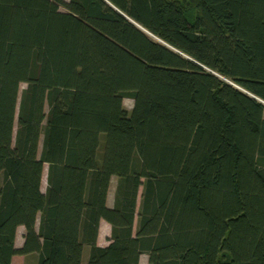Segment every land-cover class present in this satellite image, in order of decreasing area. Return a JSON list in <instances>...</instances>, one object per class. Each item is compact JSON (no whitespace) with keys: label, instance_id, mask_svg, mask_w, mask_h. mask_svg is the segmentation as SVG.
I'll list each match as a JSON object with an SVG mask.
<instances>
[{"label":"trees","instance_id":"1","mask_svg":"<svg viewBox=\"0 0 264 264\" xmlns=\"http://www.w3.org/2000/svg\"><path fill=\"white\" fill-rule=\"evenodd\" d=\"M85 251L264 264V0H0V264Z\"/></svg>","mask_w":264,"mask_h":264},{"label":"rangeland","instance_id":"2","mask_svg":"<svg viewBox=\"0 0 264 264\" xmlns=\"http://www.w3.org/2000/svg\"><path fill=\"white\" fill-rule=\"evenodd\" d=\"M24 87V84H21L19 87V93ZM123 106L125 109L128 111L132 107V100L125 98L123 100ZM45 175H46V165L43 168V175H42V181H41V188L42 190L45 189L46 181H45ZM115 182L116 178L112 177L110 186H109V191H108V196H107V204L111 206L112 204V199H113V192H114V187H115ZM22 233H23V228H18L17 233H16V238H15V247H19L22 244ZM109 233H110V226L107 222L104 220H101L99 223V230H98V243L101 245H107L108 244V238H109ZM83 264H85V259H86V251L83 256ZM27 256L23 255H15L12 257L11 263L10 264H34V262L29 261ZM147 262V255L142 254L140 256L138 264H146Z\"/></svg>","mask_w":264,"mask_h":264},{"label":"crops","instance_id":"3","mask_svg":"<svg viewBox=\"0 0 264 264\" xmlns=\"http://www.w3.org/2000/svg\"><path fill=\"white\" fill-rule=\"evenodd\" d=\"M19 228H22V227H19ZM97 240H98V237H97ZM97 244H98V245H101V244L98 243V241H97ZM101 246H104V245H101Z\"/></svg>","mask_w":264,"mask_h":264},{"label":"water","instance_id":"4","mask_svg":"<svg viewBox=\"0 0 264 264\" xmlns=\"http://www.w3.org/2000/svg\"><path fill=\"white\" fill-rule=\"evenodd\" d=\"M239 88V87H238Z\"/></svg>","mask_w":264,"mask_h":264}]
</instances>
